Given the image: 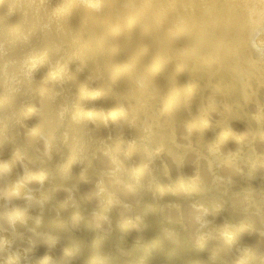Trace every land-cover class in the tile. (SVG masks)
Listing matches in <instances>:
<instances>
[{
  "label": "bare ground",
  "instance_id": "obj_1",
  "mask_svg": "<svg viewBox=\"0 0 264 264\" xmlns=\"http://www.w3.org/2000/svg\"><path fill=\"white\" fill-rule=\"evenodd\" d=\"M0 264H264V0H0Z\"/></svg>",
  "mask_w": 264,
  "mask_h": 264
}]
</instances>
